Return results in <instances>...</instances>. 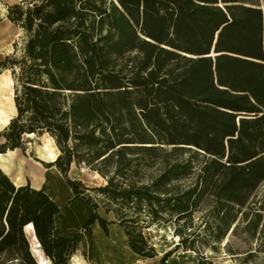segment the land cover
Masks as SVG:
<instances>
[{"label": "trees", "instance_id": "obj_1", "mask_svg": "<svg viewBox=\"0 0 264 264\" xmlns=\"http://www.w3.org/2000/svg\"><path fill=\"white\" fill-rule=\"evenodd\" d=\"M7 10L24 34L0 59V73L11 69L15 80L17 111L0 132V153L45 130L60 153L44 165L90 205L85 225L98 221L108 232L97 210L114 212L145 257L157 255L145 229L161 221L174 223L176 248L195 251L199 264L211 261L198 242H223L238 220L256 238L264 224V199L250 207L264 181L262 0H21ZM73 164L106 179L97 190L108 204L69 176ZM59 211L44 188L17 185L0 168V264H39L30 223L53 264H70L78 235H53ZM198 211L203 233L191 237L184 229Z\"/></svg>", "mask_w": 264, "mask_h": 264}, {"label": "crops", "instance_id": "obj_2", "mask_svg": "<svg viewBox=\"0 0 264 264\" xmlns=\"http://www.w3.org/2000/svg\"><path fill=\"white\" fill-rule=\"evenodd\" d=\"M0 1L4 6L0 7V25H8L10 34L14 32L13 30H17L16 34L10 40L11 49L14 48L15 50L14 44L18 42L16 39L19 36H23L24 31L7 17V5L18 3L21 0ZM9 52H11V50L5 54ZM1 75L2 74H0V88L4 90L5 85L1 82ZM14 96V93L2 92L0 94V118L6 115L8 110L10 113L9 119L0 126V132L5 129L10 120L16 115L17 111ZM25 136L28 137V145L30 137L28 133H26ZM30 152L29 148L26 152L21 148H16L14 150L8 149L6 152L0 153V168L8 174L17 185L30 182L31 186L34 188H44L50 198L58 204L60 211L55 216L53 235L55 237L65 236L70 238L78 235L76 244L70 245L67 251V254L70 255V264H162L163 256L169 251H171V254L165 260V264H195V262L197 264L198 258L196 252L193 250L176 248L179 242L174 245V247L160 250L157 242L161 240V238L158 235L155 236V243L157 245L146 237L148 243L155 247L157 252L155 257H145L136 253L130 247L126 231L117 220L114 212H106L102 207H99L97 212L104 219L111 222L108 224V232L103 229L98 221L90 226H86L85 224L90 217L91 207L85 198L75 196L72 188L67 184L63 174L56 166H45L42 162L36 160ZM35 157L41 158L44 162H52L43 156ZM78 172L79 169L73 170L72 166L70 177L72 179H77ZM159 223L161 222L154 223L150 228H147V230L149 231V229H152L151 231H155V226H166V233L171 232L173 228L175 233V226L172 227L167 224ZM149 235L151 236L150 231ZM182 255H185L186 259H184ZM187 258L190 260V263L185 261Z\"/></svg>", "mask_w": 264, "mask_h": 264}, {"label": "rangeland", "instance_id": "obj_3", "mask_svg": "<svg viewBox=\"0 0 264 264\" xmlns=\"http://www.w3.org/2000/svg\"><path fill=\"white\" fill-rule=\"evenodd\" d=\"M264 4V0H262ZM0 7H4L2 2L0 1ZM6 26V25H5ZM4 26L0 25V28ZM12 34H6L5 36L6 43H9L11 52L8 54H12L14 52V48L11 49V43L10 40L12 37L16 34L17 30H13ZM16 41H18L20 44L22 43V36H19ZM8 51L0 52V59L4 58ZM1 75V78L6 79L4 82V90L0 88V93H14L15 94V80L12 75L11 69H5ZM3 84V83H2ZM30 137V136H29ZM28 137L23 136V143L24 146L22 149L26 152L28 148L30 149V153L34 156V158L43 164H45L44 161L41 160L39 157H42L43 152L41 151L40 147L47 143L49 146L53 147L57 155L60 153L58 147L55 144L54 138L49 135L45 130H39L35 133V137L32 139L30 137V142L27 145ZM41 152V154H40ZM44 157V155H43ZM73 170L79 169V172L77 174V179L82 181L84 185L90 188V195L94 199L95 202H97L100 206H105L108 204L107 198L98 192L97 188L101 187L106 184V179L102 177L99 173L93 171L91 168L87 167L86 165L82 164L77 166L76 164H73ZM70 176V172H69ZM264 199V181L259 185V187L254 192L251 200H250V207L257 208L260 205V201ZM103 208V207H102ZM180 223H183V221H180ZM159 224H167L169 226L174 227L173 222L165 223L162 222ZM238 226L233 231V228L229 231L227 237L224 239L221 243H214L212 247L207 248L206 246H203L202 241L198 242V247L200 248V253L204 255V258L206 260H210L211 264H264V252L260 251V248L262 246V241L264 240V224L263 227H261V231L257 234L256 238H251L250 235L245 231L244 224L242 221H237ZM235 224V225H236ZM203 213L198 211L194 214V227L193 228H186L184 231L189 236H195V237H201L203 233ZM166 226L163 227H156L155 231H149L151 232V236L149 235V231L145 229L146 237L148 240L152 241V243H155V236L158 235L161 238L162 241V247L158 248L162 250L163 248L168 247H174L176 245L180 238L178 235L174 233V228L171 229V232L166 233ZM27 233V232H26ZM28 238L31 243V248L38 259V262H41L44 259H47V256L45 255L42 247L39 249L36 248L35 242L32 239L30 233H27ZM157 245V244H156ZM167 245V246H166ZM174 249V248H172ZM42 251V252H41ZM169 251V250H168ZM39 252V253H38ZM249 252H253L252 256H248ZM40 255V256H39ZM196 256L198 258V255L196 253ZM184 259H186L185 255H182ZM186 262L190 263V260L187 258L185 260ZM52 262V261H51ZM192 264V263H190ZM196 264V262H195ZM197 264L198 261H197Z\"/></svg>", "mask_w": 264, "mask_h": 264}, {"label": "bare ground", "instance_id": "obj_4", "mask_svg": "<svg viewBox=\"0 0 264 264\" xmlns=\"http://www.w3.org/2000/svg\"><path fill=\"white\" fill-rule=\"evenodd\" d=\"M4 33L6 34H9L10 35V32H9V26L6 25L2 28H0V52H3L4 51H8L10 49V45L9 43H6V39H5V36L3 35ZM7 37V36H6ZM1 82L4 84V82L6 81V79L4 78H1ZM1 94V93H0ZM3 105V104H2ZM9 105V104H8ZM5 108V107H4ZM6 112V111H5ZM15 112V110H14ZM1 113H2V110H1ZM9 110L7 111V114L2 116L0 118L1 122H0V126H2V124L4 122H6L8 119H9ZM7 124V123H6ZM32 139L35 137V133H31V134H28ZM41 151L43 152V155L44 157H46L47 159H49L50 161H55L58 157L57 153L55 152L54 148L49 146L47 143H44L41 147H40ZM41 154V152H40ZM42 155V156H43ZM25 230L27 233H30L32 239L34 240L35 242V246L36 248H40L41 247V244L39 243L38 239L35 237V233H34V226L32 223L28 224L26 227H25ZM158 245H159V248L162 247V241L159 240L158 242ZM42 252V251H41ZM39 253V252H38ZM40 256V255H39ZM39 264H53L51 262V260L47 257V259H44L42 260L41 262H39Z\"/></svg>", "mask_w": 264, "mask_h": 264}, {"label": "built area", "instance_id": "obj_5", "mask_svg": "<svg viewBox=\"0 0 264 264\" xmlns=\"http://www.w3.org/2000/svg\"><path fill=\"white\" fill-rule=\"evenodd\" d=\"M181 264H186V263H181Z\"/></svg>", "mask_w": 264, "mask_h": 264}, {"label": "water", "instance_id": "obj_6", "mask_svg": "<svg viewBox=\"0 0 264 264\" xmlns=\"http://www.w3.org/2000/svg\"><path fill=\"white\" fill-rule=\"evenodd\" d=\"M53 263V262H52Z\"/></svg>", "mask_w": 264, "mask_h": 264}]
</instances>
